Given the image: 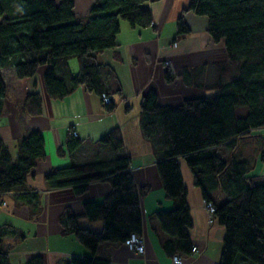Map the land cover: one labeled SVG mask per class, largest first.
<instances>
[{"label": "trees", "instance_id": "16d2710c", "mask_svg": "<svg viewBox=\"0 0 264 264\" xmlns=\"http://www.w3.org/2000/svg\"><path fill=\"white\" fill-rule=\"evenodd\" d=\"M156 1L95 0L86 17L76 18L73 0H0V115L5 100L2 69L9 66L16 78L23 79L33 77L43 65L50 66L44 81L52 100H63L82 87L101 99L105 113H113L114 98L123 101L124 97L115 74L98 64L96 55L116 46L120 21L131 28L151 27L146 4ZM187 12L207 18V33L213 42H223L227 61L216 65L217 81L208 87L211 95L185 100L175 108L159 106L154 91L141 98L140 133L154 151L162 188L173 202L171 210L155 214L169 237L163 248L170 256L191 253L187 193L179 170V159H183L203 200L214 205V218L225 228L217 264H264V184H258L260 176L252 174L253 166L236 158L240 140L264 132V0H191L176 22L177 36L189 33L183 19ZM71 60L78 63L76 74L69 69ZM165 78L167 82L173 79L168 71ZM102 95L110 97V102L104 104ZM23 107L27 116H38L40 97L28 94ZM238 109L245 110L243 115L237 116ZM97 143L113 153L123 148L118 128ZM81 144L71 136L66 149L73 152ZM221 148L231 156L222 155ZM44 158L39 132L19 141L15 160L0 139V196L25 191L28 174ZM44 181L49 190L71 188L75 196L84 195L93 182L110 185V193L100 204L83 206L89 221L102 223L100 230L79 226L69 211L62 214V234L72 235L90 254L65 256L57 264H109L95 258L99 246L123 244L131 234H141L140 197L144 193L129 172L127 157L55 169ZM215 194L225 200L216 201ZM28 198L19 196L26 202ZM0 264H9L1 234ZM27 264L44 262L35 257Z\"/></svg>", "mask_w": 264, "mask_h": 264}, {"label": "crops", "instance_id": "0c3cea01", "mask_svg": "<svg viewBox=\"0 0 264 264\" xmlns=\"http://www.w3.org/2000/svg\"><path fill=\"white\" fill-rule=\"evenodd\" d=\"M95 0H73V14L84 18ZM191 0H158L146 4L152 16L149 28H131L119 22L116 46L96 55L98 64L109 67L115 74L124 100L117 97L113 113L107 114L101 99L79 88L63 100H52L46 90L44 75L49 65L40 66L31 78L18 79L11 67L2 69L5 83L4 108L0 115V139L11 159L17 156L19 141L31 132L43 137L45 158L28 174L25 191L0 196L6 206H0V234L7 251L9 264H27L41 257L44 264H57L62 257H82L89 251L72 235L62 234L59 222L65 211L77 217L79 226L93 231L100 230V221L91 222L83 214L87 202L100 204L110 193L107 181L89 185L82 196H75L71 188L49 190L44 177L55 169L72 165L113 160L118 156L129 159V172L134 178L140 197L141 238L145 251L142 255L130 252L123 244H104L98 247L95 258L109 264H173L163 248L169 239L155 214L169 211L173 202L162 188L156 168V157L150 145L142 138L139 129L141 98L149 91L157 95L161 107H178L183 101L213 94L208 87L217 79L216 65L227 61L223 42L215 43L207 33L208 20L192 12L184 14L189 33L177 36L176 22ZM178 43L177 48L172 44ZM169 60L176 70V77L167 82L163 62ZM76 74V60L68 62ZM28 94H37L41 100V113L27 116L23 103ZM130 110L127 112L126 108ZM118 128L123 148L113 153L97 141ZM76 132L82 144L68 152L66 142L71 132ZM264 151V141L255 139ZM222 155L231 154L220 149ZM257 153H255L256 155ZM179 170L187 193V207L191 227V248L196 253L184 256V264H217L223 249L225 228L210 217L203 204V197L194 185L192 174L183 159ZM20 195L29 196L27 202ZM215 200L223 202L222 195ZM183 256V255H182Z\"/></svg>", "mask_w": 264, "mask_h": 264}, {"label": "rangeland", "instance_id": "374dc122", "mask_svg": "<svg viewBox=\"0 0 264 264\" xmlns=\"http://www.w3.org/2000/svg\"><path fill=\"white\" fill-rule=\"evenodd\" d=\"M177 46H178V43L172 44L173 48H177ZM163 67L166 69V71H168L169 74L170 72L173 74L172 76L170 75L171 77H173V79L176 77V70L171 61L169 60L164 61ZM244 112H245L244 109H238L237 116L243 115ZM72 132H75V131H72ZM253 135H255V138L250 137V138L240 140L238 142L237 150H236V158L238 160L246 161L248 164L253 166L252 174H256L260 176L258 180V184H264V161L261 160L262 159L261 158L262 149H261V145L257 142V140H255V139H260L264 141V132L257 131ZM71 136L74 137L72 134ZM255 153L257 154L255 155ZM2 202H4V200L0 199V206H2L1 205ZM5 206H2V207H5Z\"/></svg>", "mask_w": 264, "mask_h": 264}, {"label": "built area", "instance_id": "2783aa9c", "mask_svg": "<svg viewBox=\"0 0 264 264\" xmlns=\"http://www.w3.org/2000/svg\"><path fill=\"white\" fill-rule=\"evenodd\" d=\"M176 45V44H175ZM170 75L172 76L173 74L170 72ZM102 101L104 104H107L110 102V97L106 96V95H102ZM74 137H76V132H72L71 133ZM204 207L206 209V211L209 214L210 217V222L214 221V213H215V207L211 202H207V201H203ZM2 206H5V202L1 203ZM124 245L126 246V248L135 254L138 255H142L145 251V246H144V242L143 239L141 238L140 235L133 233L131 234L128 239L124 242ZM191 252L192 253H196V249L195 248H191ZM184 256L180 255V254H174L172 256V263L173 264H184Z\"/></svg>", "mask_w": 264, "mask_h": 264}]
</instances>
